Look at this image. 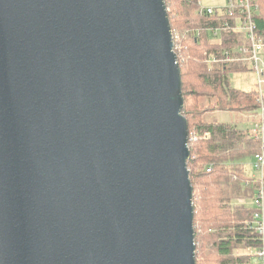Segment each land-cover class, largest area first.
Listing matches in <instances>:
<instances>
[{
	"label": "water",
	"instance_id": "water-1",
	"mask_svg": "<svg viewBox=\"0 0 264 264\" xmlns=\"http://www.w3.org/2000/svg\"><path fill=\"white\" fill-rule=\"evenodd\" d=\"M164 0H0V264H196Z\"/></svg>",
	"mask_w": 264,
	"mask_h": 264
},
{
	"label": "trees",
	"instance_id": "trees-1",
	"mask_svg": "<svg viewBox=\"0 0 264 264\" xmlns=\"http://www.w3.org/2000/svg\"><path fill=\"white\" fill-rule=\"evenodd\" d=\"M164 1L180 67L182 114L189 129L187 167L193 187L196 264H261L257 251L262 240L252 227L256 208L243 202L253 200L261 179L246 173L242 163L246 157L255 158L260 142L253 126L244 129L205 119L209 111L228 110L250 114L256 121L254 86L236 88L229 77L248 68L211 61V55L219 57L235 35L209 38L208 27L216 19L201 14L196 0ZM255 22L264 39V0H259Z\"/></svg>",
	"mask_w": 264,
	"mask_h": 264
},
{
	"label": "built area",
	"instance_id": "built-area-1",
	"mask_svg": "<svg viewBox=\"0 0 264 264\" xmlns=\"http://www.w3.org/2000/svg\"><path fill=\"white\" fill-rule=\"evenodd\" d=\"M201 14L216 19L213 26L208 27L214 36L222 33L235 35L231 44L223 49L219 57L211 55V61L241 63L250 66L254 76V88L257 103V119L253 123L255 137L260 142V151L255 156L254 167H264V39L258 34L255 22L259 11L258 0H226L221 6H202L197 1ZM254 223L252 227L262 240V247L257 251L261 264H264V181H260L253 198Z\"/></svg>",
	"mask_w": 264,
	"mask_h": 264
},
{
	"label": "rangeland",
	"instance_id": "rangeland-1",
	"mask_svg": "<svg viewBox=\"0 0 264 264\" xmlns=\"http://www.w3.org/2000/svg\"><path fill=\"white\" fill-rule=\"evenodd\" d=\"M200 3L202 6H215L216 7V6L224 5L226 3V0H200ZM207 34L209 38L215 37L213 31L210 29L208 30ZM217 36H218L217 38H219L220 34H218ZM248 68H249L248 70H244L240 72H231L229 75L231 85H233L236 88H242V89H249L250 87H252V84H254V76H253V73L249 65H248ZM201 101H203V99H201ZM206 103L207 101L204 100L205 106L207 105ZM205 119L207 121L233 123V124H236L237 127L244 128V129L252 128V125L254 122L253 119H247L246 117H242V114L239 112L228 111V110L209 111L206 113ZM252 160H253V157L244 158V160H242L243 168L245 169L246 173H248L249 175L254 174L255 177L259 178L260 173L258 172L257 169L253 167L252 162H251ZM243 202L247 205L252 203V201H250L249 199H244Z\"/></svg>",
	"mask_w": 264,
	"mask_h": 264
},
{
	"label": "crops",
	"instance_id": "crops-1",
	"mask_svg": "<svg viewBox=\"0 0 264 264\" xmlns=\"http://www.w3.org/2000/svg\"><path fill=\"white\" fill-rule=\"evenodd\" d=\"M247 68H248V66H247ZM249 69V68H248ZM240 72V71H239ZM254 86V84H252V87ZM251 88V87H250ZM249 88V89H250ZM239 113H241V112H239ZM242 114V117H246L247 119H250V114H245V113H241ZM256 119H257V115H256ZM253 126V125H252ZM255 159L253 158V160L251 161L252 162V165H253V167H254V161ZM255 168V167H254ZM256 169V168H255ZM258 172L260 173V175H259V179H261L260 181H264V167L262 168V169H258ZM252 176H254V174H252ZM250 201H252V203H253V200H250ZM252 203H250V205H252Z\"/></svg>",
	"mask_w": 264,
	"mask_h": 264
}]
</instances>
